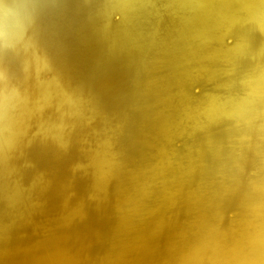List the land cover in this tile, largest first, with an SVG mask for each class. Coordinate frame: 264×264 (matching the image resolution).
<instances>
[{
	"label": "bare ground",
	"instance_id": "6f19581e",
	"mask_svg": "<svg viewBox=\"0 0 264 264\" xmlns=\"http://www.w3.org/2000/svg\"><path fill=\"white\" fill-rule=\"evenodd\" d=\"M0 264H264V0H0Z\"/></svg>",
	"mask_w": 264,
	"mask_h": 264
}]
</instances>
